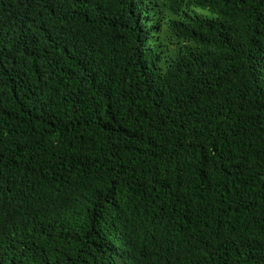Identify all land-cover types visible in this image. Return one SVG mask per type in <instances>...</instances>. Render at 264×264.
<instances>
[{
  "label": "trees",
  "instance_id": "trees-1",
  "mask_svg": "<svg viewBox=\"0 0 264 264\" xmlns=\"http://www.w3.org/2000/svg\"><path fill=\"white\" fill-rule=\"evenodd\" d=\"M0 264H264V0H0Z\"/></svg>",
  "mask_w": 264,
  "mask_h": 264
}]
</instances>
